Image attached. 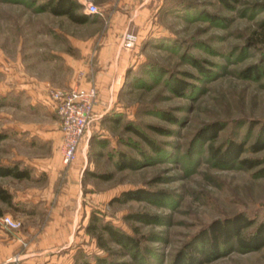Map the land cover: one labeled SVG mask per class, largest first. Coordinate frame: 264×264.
<instances>
[{
    "label": "rangeland",
    "instance_id": "obj_1",
    "mask_svg": "<svg viewBox=\"0 0 264 264\" xmlns=\"http://www.w3.org/2000/svg\"><path fill=\"white\" fill-rule=\"evenodd\" d=\"M75 1L88 18L84 24L39 12L44 0H0V165L40 153H32L28 140L35 137L33 130L56 118L39 103L40 94L94 86L106 67L118 66L108 85L115 87L114 100L109 109L94 114L78 151L85 167L73 256L102 257L112 264H171L212 221L243 213L254 221L252 230L264 223V177H255L264 167V149L249 151L264 123V0H227L226 5L218 0ZM90 5L96 13H87ZM205 14L220 20L207 22ZM127 35L135 37L131 48L123 46ZM109 44L114 49L104 50ZM186 54L210 70L207 79L183 77V72L198 76ZM252 65L262 66L260 78H239ZM166 72L195 84L196 90L173 95ZM160 112L177 121L162 119ZM212 122L225 124L215 146L246 142L241 158L258 159L260 167L222 169L209 160L207 144L191 145L195 133ZM152 127L170 130V135ZM129 128L157 143L161 155H153ZM120 154L143 162L142 167L118 170ZM142 154L151 157L144 161ZM136 189L166 196L157 202L113 203ZM7 208L0 202V211ZM132 214L158 219L138 223L128 218ZM89 222L98 228L103 249L86 233ZM104 226L138 239L141 260L135 261L132 248L113 243ZM208 264H264V248L246 254L234 249Z\"/></svg>",
    "mask_w": 264,
    "mask_h": 264
},
{
    "label": "trees",
    "instance_id": "obj_2",
    "mask_svg": "<svg viewBox=\"0 0 264 264\" xmlns=\"http://www.w3.org/2000/svg\"><path fill=\"white\" fill-rule=\"evenodd\" d=\"M21 2L26 0H19ZM35 2L37 0H31ZM222 4L227 3V0H218ZM36 3V2H35ZM81 6L75 0H44L38 6L39 12H48L56 17H66L76 24H84L88 21L85 14L78 12ZM204 19L207 22L213 23L220 20L217 16L205 14ZM222 20H224L222 18ZM186 63L190 64L198 73L194 76L191 73L183 72V77L186 79H207L210 76V70L204 67L202 62L188 56H185ZM167 73V72H166ZM164 73V74H166ZM263 70L261 65H252L239 72V78L246 80H257L262 75ZM150 75L153 72H149ZM163 74V75H164ZM168 74V73H167ZM153 76V75H152ZM154 77V76H153ZM167 86L169 91L177 96L184 97L191 94L196 90L195 84H192L184 79L170 77L168 74ZM162 119L175 123L177 120L168 112H160ZM241 124L237 125L239 129ZM225 124L222 122H212L200 128L192 139V144L204 146L207 144L209 160L219 168L232 169L238 167L242 170H252L260 167L262 162L258 159L241 158L242 153L245 151L246 142H238L237 140H229L224 145L215 146L213 143L217 139L219 133L224 129ZM155 132L161 135H170V130L152 127ZM138 138L150 148L153 155H161V148L153 140L147 138L144 134L136 129L129 128ZM238 133V132H236ZM4 139L0 135V141ZM105 142H101L100 146L104 147ZM251 153H257L264 149V123L258 130L254 143L249 148ZM145 154V153H144ZM143 160H149L150 155H144ZM118 170H136L142 167L141 161L125 157L120 154L117 161ZM11 177L16 180H23L29 177L27 169H19L15 165H0V178ZM94 177H97L94 174ZM255 177H264V167L260 168ZM166 194L163 192H152L144 189H136L123 192L118 198L113 199V203H126L130 201L135 202H157L164 199ZM0 201L11 205V196L6 191L0 188ZM128 218L138 223H155L158 217L152 214H132ZM127 218V219H128ZM94 219L92 218V221ZM254 221L243 213H238L231 217L212 221L207 226L203 227L193 237L184 244V246L176 253L171 264H208L214 262L222 257H225L235 250L240 251L242 254L258 252L264 248V223L257 225L253 230ZM97 227L93 222H89L86 227V233L95 237L97 247L103 249L101 236H98ZM104 233L113 242L121 247H129L134 250L133 258L135 261L141 260L139 252L141 251V244L138 239L118 231L110 226L103 227ZM73 264H112L107 259L102 257H95L94 261H89L84 256L76 255L73 257ZM126 264V263H116Z\"/></svg>",
    "mask_w": 264,
    "mask_h": 264
},
{
    "label": "crops",
    "instance_id": "obj_3",
    "mask_svg": "<svg viewBox=\"0 0 264 264\" xmlns=\"http://www.w3.org/2000/svg\"><path fill=\"white\" fill-rule=\"evenodd\" d=\"M112 49L111 44L104 48L107 51ZM109 67L95 80L97 100L93 117L103 109H109L114 100L112 94L115 87L108 85L113 82L114 71L118 66ZM119 79L120 76H117L116 81ZM89 87L88 84H81V88ZM40 102L56 118L46 128L33 130L31 136L35 137L28 140L32 153L39 154L15 158V164L19 169H27L29 177L23 180L0 178V188L11 196V205L0 201L8 206L6 211H0V217L10 216L21 223L17 231L0 224V264L14 258L17 259L15 264H73L72 244L76 240L73 231L82 203L84 156L78 152L73 165L63 166L59 152V118L45 94L39 95ZM9 207L14 209L10 212Z\"/></svg>",
    "mask_w": 264,
    "mask_h": 264
},
{
    "label": "built area",
    "instance_id": "obj_4",
    "mask_svg": "<svg viewBox=\"0 0 264 264\" xmlns=\"http://www.w3.org/2000/svg\"><path fill=\"white\" fill-rule=\"evenodd\" d=\"M87 13L94 14L96 9L87 6ZM135 37L127 35L123 39V46L131 48ZM47 99L53 106L61 127V162L63 166H70L77 158L79 147L84 135L88 132L93 121V110L97 100L94 86L89 88H71L69 90H50ZM0 224L9 230L17 231L21 223L10 216L0 217ZM16 258L4 264H15Z\"/></svg>",
    "mask_w": 264,
    "mask_h": 264
}]
</instances>
